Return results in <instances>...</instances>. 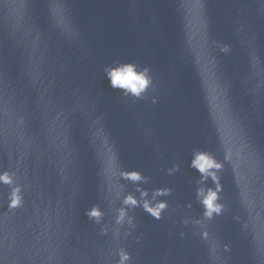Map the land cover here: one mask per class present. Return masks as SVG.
<instances>
[{"label":"water","instance_id":"1","mask_svg":"<svg viewBox=\"0 0 264 264\" xmlns=\"http://www.w3.org/2000/svg\"><path fill=\"white\" fill-rule=\"evenodd\" d=\"M119 63L150 69L143 98L111 88ZM197 149L224 166L212 219ZM4 171L23 205L0 182V264H264V0H0ZM138 186L168 208L117 224Z\"/></svg>","mask_w":264,"mask_h":264},{"label":"clouds","instance_id":"2","mask_svg":"<svg viewBox=\"0 0 264 264\" xmlns=\"http://www.w3.org/2000/svg\"><path fill=\"white\" fill-rule=\"evenodd\" d=\"M150 69L144 68L138 70L135 63H119L117 66H108L105 68L106 76L113 89L122 90L125 96H132L137 99L143 98L144 93L151 86V77L149 76ZM155 102V101H154ZM190 167L197 170L200 174L198 184L201 186L197 188V201L203 206V215L207 219H212L214 215L222 214L224 205L219 201L221 199L220 193L223 190L221 184V177L219 173L223 170V164L219 162L213 154L204 150H194L193 159L190 162ZM179 170V165L167 169L168 174H175ZM14 173L4 171L0 174V182L5 185L12 186V191L9 196V208L16 209L23 205L22 188L15 185ZM120 177L125 181H130L133 184L139 185L141 182L147 183L148 177L142 175L139 171H121ZM211 178L215 187L206 186V182ZM15 185V186H14ZM136 191L140 193L141 199H137L135 195L129 193L124 196L122 204L123 207L118 209L116 217L117 224H123L127 219L129 224L133 223V217L128 215L129 208L142 207L145 212L150 214L155 219H160L162 213L168 208L166 201H159L157 198L161 196L171 195V188H158L152 192L151 200L148 199L149 192L141 187H137ZM155 201V203H153ZM191 207V205H189ZM86 215L90 220L100 223L104 218V212L96 205L86 211ZM105 234L107 229L102 230ZM118 264H127L130 260V254L123 249L119 252Z\"/></svg>","mask_w":264,"mask_h":264}]
</instances>
